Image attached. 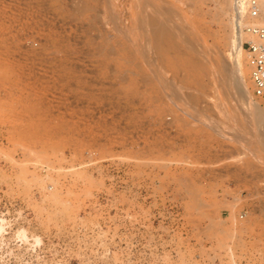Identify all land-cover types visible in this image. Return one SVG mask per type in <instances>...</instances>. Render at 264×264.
Returning a JSON list of instances; mask_svg holds the SVG:
<instances>
[{
	"label": "rangeland",
	"instance_id": "374dc122",
	"mask_svg": "<svg viewBox=\"0 0 264 264\" xmlns=\"http://www.w3.org/2000/svg\"><path fill=\"white\" fill-rule=\"evenodd\" d=\"M234 6L0 0V264H264V98Z\"/></svg>",
	"mask_w": 264,
	"mask_h": 264
},
{
	"label": "built area",
	"instance_id": "2783aa9c",
	"mask_svg": "<svg viewBox=\"0 0 264 264\" xmlns=\"http://www.w3.org/2000/svg\"><path fill=\"white\" fill-rule=\"evenodd\" d=\"M234 5L250 20L248 40L241 47L248 53L253 95L264 98V0H234Z\"/></svg>",
	"mask_w": 264,
	"mask_h": 264
},
{
	"label": "bare ground",
	"instance_id": "6f19581e",
	"mask_svg": "<svg viewBox=\"0 0 264 264\" xmlns=\"http://www.w3.org/2000/svg\"><path fill=\"white\" fill-rule=\"evenodd\" d=\"M235 7V6H234ZM145 8L147 10V14L149 16V20H150V26L156 28L158 30V35H157V38H156V41L159 43L160 41V34L161 35H165L166 33H173V29L171 27H168V18L165 17V13L167 14V9H162V8H159L157 6H155L153 3L151 2H146L145 4ZM166 10V11H165ZM234 10V9H233ZM237 12L239 13V11L237 10ZM236 14V13H235ZM244 15V14H243ZM241 14L240 16V19L241 17L243 16ZM245 16V15H244ZM243 16V17H244ZM246 18V17H245ZM239 18H237V21L235 22V26H236V34H237V37H236V41L233 45L234 49H235V52H236V56H237V63L241 66V67H244V62H245V56L243 55V52H244V49L241 47L242 43L245 42L247 40V36H249L248 32L245 30H243V27H244V23H243V20L241 19L240 20ZM248 20V19H247ZM171 19H169V24L171 23L170 22ZM249 21L248 20V23L247 25L249 24ZM245 25H246V22H245ZM248 27V26H247ZM153 28V30H154ZM246 39V40H245ZM245 40V41H244ZM2 57V56H1ZM245 94L247 96L251 95V91H250V88H249V85H246L245 86ZM181 99V98H180ZM186 99V98H185ZM188 99V98H187ZM184 100V97L183 99ZM185 101V100H184ZM183 101V103H184ZM185 103H187L186 105H188L187 107L189 109H192L193 110V105H192V101L189 99V101H185ZM258 116L259 117H263L262 116V112L261 111H258L257 112ZM263 122V121H262ZM264 123V122H263ZM247 126H244L242 127L241 129H239V133L240 135L241 134H245L247 136ZM242 137V135H241ZM245 137V136H244ZM262 143H264V139L262 138Z\"/></svg>",
	"mask_w": 264,
	"mask_h": 264
}]
</instances>
